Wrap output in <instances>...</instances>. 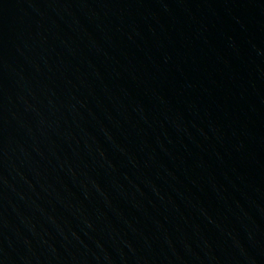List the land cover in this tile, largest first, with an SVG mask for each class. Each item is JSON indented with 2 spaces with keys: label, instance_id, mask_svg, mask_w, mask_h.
Wrapping results in <instances>:
<instances>
[{
  "label": "water",
  "instance_id": "1",
  "mask_svg": "<svg viewBox=\"0 0 264 264\" xmlns=\"http://www.w3.org/2000/svg\"><path fill=\"white\" fill-rule=\"evenodd\" d=\"M0 264H264V0H0Z\"/></svg>",
  "mask_w": 264,
  "mask_h": 264
}]
</instances>
